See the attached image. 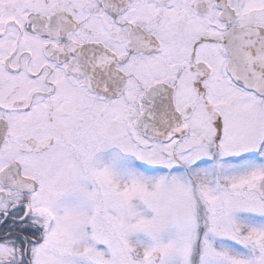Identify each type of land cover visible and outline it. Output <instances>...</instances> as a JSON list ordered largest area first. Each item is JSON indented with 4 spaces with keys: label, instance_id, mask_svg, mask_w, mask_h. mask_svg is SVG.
I'll return each mask as SVG.
<instances>
[{
    "label": "snow or ice",
    "instance_id": "snow-or-ice-1",
    "mask_svg": "<svg viewBox=\"0 0 264 264\" xmlns=\"http://www.w3.org/2000/svg\"><path fill=\"white\" fill-rule=\"evenodd\" d=\"M0 264H264V0H0Z\"/></svg>",
    "mask_w": 264,
    "mask_h": 264
}]
</instances>
